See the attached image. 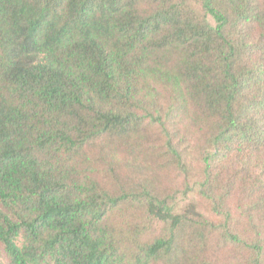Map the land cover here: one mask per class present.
<instances>
[{
    "label": "trees",
    "instance_id": "trees-1",
    "mask_svg": "<svg viewBox=\"0 0 264 264\" xmlns=\"http://www.w3.org/2000/svg\"><path fill=\"white\" fill-rule=\"evenodd\" d=\"M7 264H264V0H0Z\"/></svg>",
    "mask_w": 264,
    "mask_h": 264
},
{
    "label": "rangeland",
    "instance_id": "rangeland-1",
    "mask_svg": "<svg viewBox=\"0 0 264 264\" xmlns=\"http://www.w3.org/2000/svg\"><path fill=\"white\" fill-rule=\"evenodd\" d=\"M0 264H7V258L5 257L1 246H0Z\"/></svg>",
    "mask_w": 264,
    "mask_h": 264
}]
</instances>
